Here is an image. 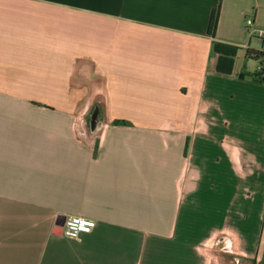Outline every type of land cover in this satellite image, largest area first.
<instances>
[{
	"label": "crops",
	"instance_id": "crops-1",
	"mask_svg": "<svg viewBox=\"0 0 264 264\" xmlns=\"http://www.w3.org/2000/svg\"><path fill=\"white\" fill-rule=\"evenodd\" d=\"M248 14L264 27V0H0V264H213L230 242L264 264Z\"/></svg>",
	"mask_w": 264,
	"mask_h": 264
},
{
	"label": "built area",
	"instance_id": "built-area-1",
	"mask_svg": "<svg viewBox=\"0 0 264 264\" xmlns=\"http://www.w3.org/2000/svg\"><path fill=\"white\" fill-rule=\"evenodd\" d=\"M245 27L250 36L264 41V27L256 26L252 15L244 17ZM257 75L264 81V50L259 56ZM95 226V220L79 214L67 215L62 226V234L70 238H78L81 233L90 232Z\"/></svg>",
	"mask_w": 264,
	"mask_h": 264
},
{
	"label": "rangeland",
	"instance_id": "rangeland-1",
	"mask_svg": "<svg viewBox=\"0 0 264 264\" xmlns=\"http://www.w3.org/2000/svg\"><path fill=\"white\" fill-rule=\"evenodd\" d=\"M231 243V242H230ZM227 244V246H221L220 243H215L214 245L210 246L208 249L209 254L213 257V264L217 260H220V264H231L232 254L236 255V253H231L232 245ZM229 249V251H225L226 249ZM215 255H217L219 258H215ZM237 256V255H236Z\"/></svg>",
	"mask_w": 264,
	"mask_h": 264
},
{
	"label": "trees",
	"instance_id": "trees-1",
	"mask_svg": "<svg viewBox=\"0 0 264 264\" xmlns=\"http://www.w3.org/2000/svg\"><path fill=\"white\" fill-rule=\"evenodd\" d=\"M215 22H216V13H213L211 16V20H210V30H211V28L214 27ZM214 50L218 53H221V54L229 56V57H232L235 53V50L233 48H228L225 45H222L221 43H218V42H214ZM259 54L261 55V53H259ZM230 60H231V58H230ZM231 66H232V62H230V66L228 67L229 70H230ZM218 68H222V67H220V64H219Z\"/></svg>",
	"mask_w": 264,
	"mask_h": 264
},
{
	"label": "water",
	"instance_id": "water-1",
	"mask_svg": "<svg viewBox=\"0 0 264 264\" xmlns=\"http://www.w3.org/2000/svg\"><path fill=\"white\" fill-rule=\"evenodd\" d=\"M100 108H99V105L98 103L95 104V107L93 108L92 110V116L95 117L98 115V112H99ZM98 118V117H96ZM99 123V121H94V124L97 125ZM65 218H66V215H63V214H60L55 222V227H54V232L55 233H59L61 234L62 233V226L64 224V221H65Z\"/></svg>",
	"mask_w": 264,
	"mask_h": 264
},
{
	"label": "flooded vegetation",
	"instance_id": "flooded-vegetation-1",
	"mask_svg": "<svg viewBox=\"0 0 264 264\" xmlns=\"http://www.w3.org/2000/svg\"><path fill=\"white\" fill-rule=\"evenodd\" d=\"M94 107H95V104H94V106L92 107V110H93Z\"/></svg>",
	"mask_w": 264,
	"mask_h": 264
}]
</instances>
